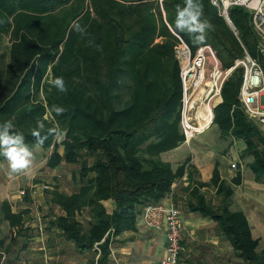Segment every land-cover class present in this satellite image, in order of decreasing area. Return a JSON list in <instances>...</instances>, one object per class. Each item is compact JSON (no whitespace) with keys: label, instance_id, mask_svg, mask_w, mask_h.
I'll use <instances>...</instances> for the list:
<instances>
[{"label":"trees","instance_id":"1","mask_svg":"<svg viewBox=\"0 0 264 264\" xmlns=\"http://www.w3.org/2000/svg\"><path fill=\"white\" fill-rule=\"evenodd\" d=\"M197 2L201 20L212 26L202 43L175 28L176 7L184 0H0V39L6 35L10 43L7 61L0 53V124L12 120L13 133L23 134L33 157L38 150L49 154L50 169L79 164L72 175L76 191L51 192V202L64 212L52 225L78 252L94 250L98 258L88 264H110L114 237L134 230L146 205L163 201L185 175L189 210L216 222L241 264H264V244L253 236L246 214L231 209L241 171L232 184L217 169L210 183H201L193 180L189 159L173 167L162 158L184 144L179 38L192 52L209 45L224 69L246 53L264 68L262 42L247 10L231 9L234 31L211 0ZM243 72L237 67L225 82L214 124L222 136L244 143L241 158L250 157L246 167L264 181V132L238 97ZM57 77L66 92L49 83ZM53 105L64 113L57 115ZM37 119L45 124L42 135L56 127L64 138L37 144L31 134ZM0 161L7 160L0 155ZM208 185L217 187L218 205L203 193ZM26 214L3 200L0 227L8 222L19 235ZM17 237L1 235L0 251Z\"/></svg>","mask_w":264,"mask_h":264},{"label":"crops","instance_id":"2","mask_svg":"<svg viewBox=\"0 0 264 264\" xmlns=\"http://www.w3.org/2000/svg\"><path fill=\"white\" fill-rule=\"evenodd\" d=\"M220 98L218 105L223 101L222 96ZM250 119L264 132V125ZM244 148V143L234 140L233 136H222L219 127L214 124L209 130L195 136L188 145L184 143L173 151L164 153L162 158L170 162L173 167L189 159L188 164L195 168L193 180L201 183H210L214 170L217 169L221 180L232 184L237 173L241 171L242 182L239 185H233L234 192L230 199L231 209L241 210L246 214L253 236L260 239L263 244L264 181H257L254 173L253 176L246 175V170H250L246 164L251 161V158H241ZM2 162L5 161H0V193L3 195V197L0 196V202L7 200L13 212L28 211L19 235L14 234L15 231L10 228L8 222L1 224L2 230L7 227L8 231L13 233L12 236H18L8 251H0L3 264H88L90 259L95 257L96 260L98 255H95L94 250L85 253L78 252L73 243L65 239L61 230L52 225L55 218L64 214L59 205L51 202V192L55 189L61 191L60 187L54 188L53 185H47L48 183L39 184L38 181L32 180V183L30 182L28 188L25 189L19 183L25 180V175L29 171L22 170L14 174L11 172L13 175H8L9 162ZM61 167L59 165L56 169H50L47 166L46 169L54 175L53 172L57 174ZM7 176L8 181L4 178ZM16 183L20 189H25L23 197L18 195L19 189L14 191ZM189 183L188 175L178 178L174 182L172 192V202L176 204L182 217V251L178 259L179 264H241L242 259L234 256L231 244L218 231L216 222L210 217H203L198 212L189 210V196L186 191ZM40 185L45 189L43 192L48 194L47 198L44 197V201L42 200L46 211L41 213L34 211L39 208L38 204L41 205L37 194H44L39 193ZM202 191L206 198L215 205L221 201L220 196L216 194L217 187L204 186ZM27 196L29 200H25ZM163 201H169L168 197ZM137 217L134 230L117 235L111 242L110 264H158L166 253L165 229H150L145 226L141 214Z\"/></svg>","mask_w":264,"mask_h":264},{"label":"built area","instance_id":"3","mask_svg":"<svg viewBox=\"0 0 264 264\" xmlns=\"http://www.w3.org/2000/svg\"><path fill=\"white\" fill-rule=\"evenodd\" d=\"M211 3L219 8L221 15L234 31L229 15L231 9L247 10L253 30L262 42L261 51L264 53V0H215V3L211 0ZM179 41L175 47V55L180 70V128L184 136L183 143L188 145L195 136L214 125V109L221 100L225 82L237 67L244 70L238 93L242 108L250 118L264 125V68L258 61L246 53L231 68L224 69L209 45L200 46L192 52L185 41L180 38ZM167 197V202L146 205L141 217L148 228H164L166 231V253L158 264H179L182 251V217L178 207L172 202V192ZM0 264H3L2 260Z\"/></svg>","mask_w":264,"mask_h":264},{"label":"clouds","instance_id":"4","mask_svg":"<svg viewBox=\"0 0 264 264\" xmlns=\"http://www.w3.org/2000/svg\"><path fill=\"white\" fill-rule=\"evenodd\" d=\"M215 3V0H213ZM203 15L202 6L197 0H184L183 6L177 5L175 28L181 32H187L193 37L194 43H202L206 36V30L212 26L207 20H201ZM59 91L66 92L67 88L62 77H57L49 81ZM52 110L57 115H62L65 109L61 106L53 105ZM44 119H47L45 116ZM45 124L41 119H37V127L32 130V136L37 144H44L50 136L56 140H62L65 133L56 127L48 128L46 134L42 135ZM13 122L7 120L0 124V155L9 162L11 172L16 173L30 167L33 159V152L25 143L22 133H13Z\"/></svg>","mask_w":264,"mask_h":264},{"label":"rangeland","instance_id":"5","mask_svg":"<svg viewBox=\"0 0 264 264\" xmlns=\"http://www.w3.org/2000/svg\"><path fill=\"white\" fill-rule=\"evenodd\" d=\"M9 51H10V43H9V38L5 35L4 37H2L0 39V53L1 54H5V61H7L9 59ZM49 154L44 155L43 151H37L36 155L33 157L32 159V163L30 165V167L27 170V174L25 175V180L20 181V185L23 188H28L29 183H32V180L38 181L39 184H42L43 182L47 185H53L54 188H57L58 186L60 187L61 191L70 193L74 190H76L77 186L74 184V179H73V172L77 171L79 169V164H61V168L59 169V171L57 172V174L54 173V175H51L49 170L46 169L47 168V156ZM8 162V161H5ZM2 162V163H5ZM5 166V165H4ZM39 173V175H38ZM7 174L8 175H13L11 174V169H7ZM4 173V175H7ZM251 174L253 176V172L251 170H246V175ZM34 176V177H33ZM7 179V181L9 180L8 176L4 177ZM15 182V181H13ZM17 182V181H16ZM0 184H1V180H0ZM1 187V186H0ZM34 189L35 186H33ZM19 189V190H18ZM25 189H20L18 186V183H16V186L14 188V191L18 190V195H20L21 197H23L24 195V191ZM39 193L43 192V190H45L44 188H42V185H40L38 187ZM43 195H38L39 198V202H41V205H37L39 208H36L34 211L35 212H44L46 211V209L44 208V202H42V200L44 201V197L47 198L48 194L47 192H43ZM0 196L3 197V195ZM0 234L2 236H7L10 237L12 236V232L8 231V228L6 227L5 229H0ZM264 244V243H263Z\"/></svg>","mask_w":264,"mask_h":264}]
</instances>
